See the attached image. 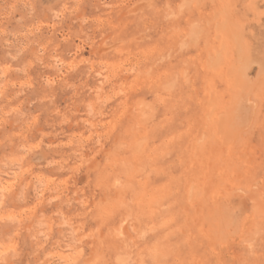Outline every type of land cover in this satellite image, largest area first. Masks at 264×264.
<instances>
[{"label": "rangeland", "instance_id": "rangeland-1", "mask_svg": "<svg viewBox=\"0 0 264 264\" xmlns=\"http://www.w3.org/2000/svg\"><path fill=\"white\" fill-rule=\"evenodd\" d=\"M0 264H264V0H0Z\"/></svg>", "mask_w": 264, "mask_h": 264}, {"label": "bare ground", "instance_id": "bare-ground-1", "mask_svg": "<svg viewBox=\"0 0 264 264\" xmlns=\"http://www.w3.org/2000/svg\"><path fill=\"white\" fill-rule=\"evenodd\" d=\"M246 67V66H245ZM244 66H240V68H239V72L241 73V77H243L244 79L246 78V74H247V70H248V68L246 69ZM244 83H245V81H244ZM242 86H244V84H242ZM246 106V105H245ZM232 112V111H231ZM234 112V111H233ZM238 112V111H237ZM239 114V113H238ZM236 115V114H235ZM241 115V114H240ZM239 115V116H240ZM231 116V115H230ZM238 116V115H237ZM236 116V119L238 120V122H241L242 120L240 119V117H237ZM233 117H234V115H233ZM233 118L231 117L230 118V121L232 120ZM236 119H234V120H236ZM234 120H233V123H234ZM237 120H236V122H237ZM230 123V122H229ZM232 123V124H233ZM231 124V123H230ZM231 124V125H232ZM237 124V123H236ZM239 124V123H238ZM235 125V123L233 124V126ZM229 126V125H228ZM232 126V127H233ZM236 128H237V126H236ZM233 130H234V127L232 128ZM237 130H239V129H236V130H234V131H236L237 132ZM231 132H233V131H231ZM232 134V133H231ZM232 135H235V133L233 132V134ZM230 136V135H229Z\"/></svg>", "mask_w": 264, "mask_h": 264}]
</instances>
